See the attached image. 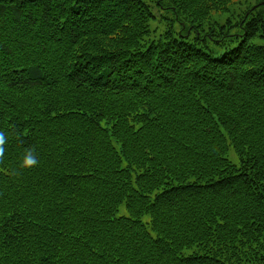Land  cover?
Instances as JSON below:
<instances>
[{
	"label": "trees",
	"instance_id": "16d2710c",
	"mask_svg": "<svg viewBox=\"0 0 264 264\" xmlns=\"http://www.w3.org/2000/svg\"><path fill=\"white\" fill-rule=\"evenodd\" d=\"M236 1L0 0V264H264V0Z\"/></svg>",
	"mask_w": 264,
	"mask_h": 264
},
{
	"label": "clouds",
	"instance_id": "9594fccd",
	"mask_svg": "<svg viewBox=\"0 0 264 264\" xmlns=\"http://www.w3.org/2000/svg\"><path fill=\"white\" fill-rule=\"evenodd\" d=\"M7 143V137L3 132H0V162L3 161L5 148L4 145ZM39 164V160L35 154L34 149H28L25 151L19 167L21 169H31Z\"/></svg>",
	"mask_w": 264,
	"mask_h": 264
},
{
	"label": "rangeland",
	"instance_id": "374dc122",
	"mask_svg": "<svg viewBox=\"0 0 264 264\" xmlns=\"http://www.w3.org/2000/svg\"><path fill=\"white\" fill-rule=\"evenodd\" d=\"M246 1H248V0H237L236 3L231 6L232 12L233 13H239V11L241 12L243 9H245L246 8V3H245ZM253 8H255V7H253ZM217 18H221L220 19L221 22H224V20H225L224 17H217ZM154 25H156V24L154 23Z\"/></svg>",
	"mask_w": 264,
	"mask_h": 264
}]
</instances>
